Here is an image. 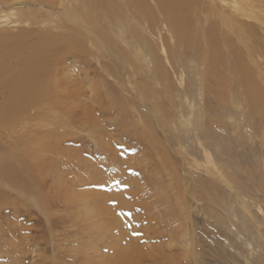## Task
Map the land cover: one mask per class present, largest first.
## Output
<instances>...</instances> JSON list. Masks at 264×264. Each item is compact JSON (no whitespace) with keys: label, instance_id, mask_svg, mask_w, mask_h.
I'll return each mask as SVG.
<instances>
[{"label":"rangeland","instance_id":"obj_1","mask_svg":"<svg viewBox=\"0 0 264 264\" xmlns=\"http://www.w3.org/2000/svg\"><path fill=\"white\" fill-rule=\"evenodd\" d=\"M31 1L0 0V32L9 31L12 36L18 35L20 32H45L47 30L46 22L37 25L35 19L27 15L23 16V21L14 22L22 15V13L19 15L20 10H27L32 6ZM41 8L40 12L43 14L40 16L51 14V12L46 13V10H51L48 7L42 6ZM45 8L47 9L45 10ZM31 9L34 11L32 14L36 15L38 7L32 6L29 11ZM124 10L129 17L127 19L129 23L124 22L125 26H123L118 22L119 25L113 26L117 27L116 33H113V39L116 41L117 47H120L119 49L125 53L124 48H126L132 53L135 60L141 54L142 59L140 60L144 59L140 61L141 69L138 73L133 74V77L130 73L132 68L124 69L126 66L123 65L122 60L126 59L125 55L123 57V54L117 50H113L114 53L105 54L99 62L85 55L78 58L76 63L65 62L70 68L67 73L74 74L73 81L70 83V91L81 93L78 96H81L82 99V101H78L80 106L73 108L70 113L74 114L72 119L75 123L71 120L73 126H70L68 131L70 136L67 138V144H64L62 148V151L67 154L66 156H55L57 159L54 160V166L57 170L53 168L50 177L45 173L42 184L38 183L42 187L35 183H33L34 186H31L28 182V186L30 185L29 187L33 189L31 194L23 196L10 187V207L6 210L8 215L0 214V241L2 242L0 244V264H109L106 260L99 262L100 257H104L106 253V255L115 253L113 259L115 262L112 261L111 264H123L122 254L118 252V249L112 251L111 246L107 245V248L104 246V242L108 241L109 243L111 237L109 238L103 228L96 230L97 227L95 229L91 225L92 233L89 232V237L77 229L75 221L77 214H83L87 218L84 207L90 206L87 191L91 190L107 194L108 197L106 196L105 199L108 198V201L110 198L108 205L113 208L121 222L120 228L125 231L124 241H126L125 238L129 240V237H142L140 227L143 225L148 226L146 234L160 231V238L152 237L150 240L146 238L142 242V246L148 253L154 245L167 243L168 247L172 248H167L165 252L176 255L179 260L181 259L180 264H264V251H262L264 250V157H262L264 156V131L262 130L264 117L262 118V114L259 115L257 111L253 116V121L252 117L247 116L250 109L258 110L259 105L255 104V107L249 105L243 95V88L238 89L239 94L236 92L230 94L233 99L235 96V101L227 95L228 102L225 101L219 105L220 95L217 97L208 89L209 80L204 73L206 66L201 60L203 54L192 53L190 49L188 52L180 51L181 47L176 45L178 42L176 43L177 40L173 37L171 29L162 21L161 15H158V19L150 24L147 20L137 19L129 7L124 6ZM198 11L201 13L200 9ZM260 12L257 9L253 10L254 14ZM201 14L199 15L202 20L206 18V12ZM6 16L11 17L7 18ZM55 21L54 25H58V20L55 19ZM49 30L55 36L64 31L59 27L51 26ZM195 33L198 34V29ZM124 37L127 39L125 40ZM254 37L258 42L257 46L261 47L257 51L253 48V58H251L255 63L257 62L258 66L255 67L254 74L260 81L261 78H264V30L260 29L256 34L254 33ZM167 43L178 52L173 50L168 55ZM236 44L241 43L237 41ZM182 53L185 61L182 58ZM256 53L261 54L257 55ZM153 54L156 59L158 58L157 60L152 58ZM119 56L123 59L118 58ZM83 68L91 72L86 73L87 71H84ZM109 69H117L119 74L108 73ZM165 74L167 76H164ZM109 82L111 83L109 84ZM107 92L109 96H107ZM174 106L175 108H173ZM122 107H126L125 110ZM154 108H158L165 115L163 123L167 124L170 131L167 132L170 145L165 144V135L157 127L159 122L152 117ZM109 112L112 113L111 116H108ZM198 116L200 117L197 119ZM186 122H188L187 125ZM99 124L101 127L98 126ZM231 125L233 126L231 127ZM252 127H254L253 130ZM194 135H197L198 138ZM142 137L143 139H141ZM149 139L153 141L154 146L150 142L148 144ZM205 139L210 140L211 146ZM234 139H236L235 142ZM103 146H106L105 150L102 149ZM231 147L236 149L233 150ZM70 148L77 149L79 154H69V152L71 153ZM251 150H254V153ZM158 151L161 152V159L158 158ZM233 154L235 155L233 156ZM251 154H253L252 157H255L254 159ZM197 172L199 173L197 174ZM233 172L235 175L238 173L239 176H235ZM188 186L203 191L207 196L203 198L196 192V198L191 197ZM206 186H209V189ZM134 189L135 191L139 189L144 195L140 200L141 203L144 200L143 207L140 209H144V211L139 213L140 219H144L146 212L149 211V214H147L146 221L142 223L143 225L135 224L138 226V231L131 232L133 214L127 211L136 209L138 215ZM111 193L112 198L109 197ZM213 195L215 196L213 197ZM126 201L134 206H130V209L126 208L127 205H130ZM193 205L196 207L195 209H193ZM241 213L245 214L241 215ZM136 220L141 223L138 219ZM87 229L89 230L88 227ZM261 233L263 235H260ZM185 234L190 242L194 240V244L193 248L192 245L189 246L188 255L183 258L185 241H182L180 236L184 237ZM238 241L240 242L238 243ZM97 243H99L100 251L95 247ZM102 246L105 248L102 249ZM190 250L194 251L196 256ZM151 255L152 253L147 254L148 258H145L142 263L150 264L152 262L151 264H155L157 256L153 258ZM92 257L94 261H92ZM98 257L99 259L96 260L95 258ZM160 263L169 264V262L164 263L163 259Z\"/></svg>","mask_w":264,"mask_h":264},{"label":"bare ground","instance_id":"obj_2","mask_svg":"<svg viewBox=\"0 0 264 264\" xmlns=\"http://www.w3.org/2000/svg\"><path fill=\"white\" fill-rule=\"evenodd\" d=\"M121 2L123 3V5ZM30 3H33L32 6L38 7V9H36L37 14L33 15L32 14V12H34L33 9H31L29 11V9L32 6L30 8L28 7L27 10H20V12L17 11V12H19V15H20V13H22V15L19 16V18H17V20H15L14 22L18 23V22L23 21L22 20L23 16L27 15V16L33 17L35 19V21L37 22V25H38V23L43 22V24H45L44 22H46L47 25L45 26V28L47 27L46 28L47 30L45 32L44 31L20 32L18 35H15V36L10 35L9 31L0 32V214L1 215L7 214L8 212H6V210L8 209V207H10V187L14 188L13 190H17L20 195L27 196L28 193L31 194L33 192L32 191L33 189L30 188L29 186L30 185L34 186L33 183H35V185H37V186H40L38 183L42 184V181L45 177V173H47V176H49L50 172H53V168H55V166H54L55 161L54 160L57 159V158H55V156L56 155L66 156V154H67L66 152L62 151V148L64 147V144H67V141H68L67 138L70 136V134L68 133L70 126H73V123L71 122V120L73 121L72 118H74L73 117L74 114H70V113H71L73 108L80 106L79 105L80 102H78V101H82V99H81V96H78L81 93L79 94V93H75V91H72V92L70 91V89H71L70 83H72V81H73L74 74L69 75L67 73V71L70 70V68H68L69 65L65 64V62L73 61L74 63H76L77 59L80 58L82 55H85L86 57H92L93 60H98V62H99L100 60H102V58H104L105 54L114 53L113 50H117L119 53L123 54V57H124V55L126 57L125 60L123 58H122L123 59L122 60L121 56L118 57L122 60L123 65L126 66V68H124V69L129 70L132 68L130 70V73H132V75L138 73L139 70L141 69L140 68L141 67L140 61L144 60V59L140 60V59H142L141 54H140V56L137 57V60H135V58L131 55L132 53L129 52L126 48H124L125 53L123 52L122 49H119L120 47L119 48L117 47V45L115 44L116 41H114V39H113V37H114L113 35L116 33V28H117V27L114 28L113 26L118 24V22H119V24L123 25V23L124 22L126 23L127 19H129V17L125 14L124 6L129 7L133 11V13L135 14V17L137 19L140 18L143 20H147L150 24L153 21L155 22V20L158 19V15H161L162 21L164 23H166V25L171 29L173 37H175V40H177L176 43L177 42L178 43L176 45H179L181 47L180 51H182V52L187 51L188 52V49H190L192 53L195 52L198 54L199 53L203 54V57H202L203 59H201V58L200 59L203 61V63L206 66V67H204L205 68L204 73L206 75V78L209 80L208 81L209 82L208 83V89L211 90L210 92L215 94L217 97L220 95V97H219L220 102L217 101L219 103V105L228 100L227 95H229V97H230L232 95V92L233 93L236 92V94H239L237 92L238 89L243 88V95H244L245 99L249 102V105H251V106L254 105V107H255V104L259 105L258 110L256 108L250 109V111L247 112L248 113L247 116L252 117V121H253V116L255 115V112L257 111V113L259 115L262 114V118L264 117V105H263V102H264V78L263 79L261 78V80L258 81L257 78L255 77L254 69H255V67L257 68L258 65L256 64L257 62L255 63L254 60L252 59L253 58L252 53L254 52L253 50L255 49L257 51L261 47L259 45L257 46L258 42L255 41L256 36L254 37V33L256 34V32L259 31L260 29L264 30V0H208V1H206V0H32ZM42 6L48 7L53 12L51 10L47 11L46 10L47 8H45L46 13L51 12V14L50 15L46 14V15L40 16L41 14H43L42 12H40V9H42L41 8ZM199 9H200L201 13L202 12L207 13L206 18H204L203 20L201 19V16L199 15L201 13H198ZM254 9L260 10L261 12L254 14L253 13ZM27 12H29V13L27 14ZM6 17L9 18L11 16H6ZM55 19L58 20V23H59L58 25H54V23H56ZM8 20H10V19H8ZM127 23H129V21ZM156 23H157V21H156ZM154 25H155V23H154ZM50 26L55 27V28L59 27V28L63 29L64 31L59 33V34H56V36H55L52 33L53 29H52V31L49 30ZM123 26H125V25H123ZM197 29H198V34L195 33ZM252 35H253V37H251ZM124 39H125V37H124ZM237 41H239V43H241L242 45L236 44ZM126 46H128V45H126ZM167 46H168L167 52H168V55H170V53H172L174 49H172L170 47V44H168V43H167ZM164 47H166V46L164 45ZM140 48H142V47H140ZM176 51L178 52V50H176ZM194 56H195V54H194ZM183 57H184V54H183L182 58ZM60 58H61V61H60ZM152 58L156 59L155 54H153ZM247 58H249V59H247ZM183 60H184V58H183ZM154 62H155V60H154ZM185 64H187V63H185ZM102 66H104V65H102ZM202 66H203V64H202ZM195 67H197V66H195ZM83 69H84V71L85 70L87 71L86 73L91 72L88 69H85V68H83ZM107 71H108V73H111V74H116V75L119 74V70H117V69H115V70L109 69ZM193 71H196V70H193ZM192 74H194V73H192ZM164 76H167V75L165 74ZM199 76H201V75H199ZM133 77H134V75H133ZM144 77H146V76H144ZM203 77H204V75H203ZM157 80H158V78H157ZM116 81H117V79H116ZM202 81H203V79H202ZM164 82H165V80H164ZM110 83L111 82H109V84ZM127 84H129V83H127ZM101 88H104V87H101ZM112 92H113V90H112ZM107 94L106 95L109 96L108 92H107ZM117 97H118V95H117ZM230 98H231V100L233 99L232 96ZM233 101H235V96H234ZM76 102H78V103L76 104ZM210 104L213 105L212 103H210ZM233 104H235V103H233ZM233 104H231V105H233ZM81 105H83V103H81ZM203 105H204V103H203ZM229 107H230V104H229ZM125 108H123V109L125 110ZM173 108H175V106ZM211 109H213V108H211ZM117 110H120V109H117ZM143 111H145V110H143ZM137 112H138V110H137ZM112 113H110V115H108V116H111ZM196 114H194V115H196ZM220 114H223V113H220ZM200 116H198L197 119ZM70 117H71V119H70ZM152 117H154L156 119V121L160 123V124L158 123V125L157 124L156 125H157V127H159L161 129L160 131L163 132V134L165 135V144L170 145L169 137L167 135L170 131L168 130L167 124L165 125L163 123V120H164L163 118L165 117L164 113H162L158 108H154V114ZM220 117L222 118V116H220ZM228 117H230V116H228ZM148 120H150V119H148ZM124 123H126V122H124ZM187 123L188 122H186V125H187ZM197 123H198V120H197ZM197 123H195V124H197ZM216 124L218 125V123H216ZM190 125H192V124H190ZM246 125H247V127H249L247 122H246ZM98 126L101 127L100 124ZM203 126H205V125L203 124ZM232 126L233 125H231V127ZM75 128L77 129V127H75ZM135 128H137V127H135ZM253 128L254 127H252L251 129L253 130ZM80 129L82 131V128H80ZM260 129H262V128H260ZM262 130L264 131V128ZM143 131H144V129H143ZM108 132H110V131H108ZM235 132H240V131H235ZM137 133H139V132H137ZM98 134L101 135V133H98ZM139 134H141V133H139ZM194 136H196V138H198L197 135H194ZM91 139H93V138H91ZM141 139H143V137ZM255 139H257V138H255ZM144 140H146V139H144ZM153 140L155 142V139H153ZM156 140H157V138H156ZM178 140H180V139H178ZM235 140L236 139H234V142H235ZM209 141H207V142H209ZM241 141H242V139H241ZM149 142L154 146V143L151 139L148 140V144H150ZM210 143L211 142H209V145H210ZM252 143H253V141H252ZM173 144H175V143H173ZM178 144H179V142H178ZM245 145H246V142H245ZM104 147H106V146H103L102 149ZM238 147H239V144H238ZM231 148H233V147H231ZM234 149H236V148H233V150ZM261 149H263V148H261ZM104 150H105V148H104ZM227 150L229 151L230 149H227ZM248 150H250V149H248ZM70 151H71V153L69 152V154H77V153L79 154V151L77 149H73V148L71 149L70 148ZM240 151H243V150L240 149ZM258 151H260V150H258ZM206 152L209 153L208 151H206ZM160 154H161V152L158 151V158L161 159ZM162 155H164V154L162 153ZM182 155L185 156L184 154H182ZM234 155L235 154H233V156ZM252 155L253 154H251V157H252ZM211 157H210V159L213 158V157L212 158ZM220 157H222V156H220ZM242 157H244V156H242ZM262 157H264V156H262ZM28 158H29V160H28ZM166 158H168V157H166ZM252 158L254 159L255 157H252ZM244 160H242V161H244ZM138 162H139V160H138ZM235 163H236V161H235ZM222 164H224V163H222ZM240 164H241V162H240ZM235 165H237V164H235ZM198 173L199 172H197V174ZM241 173H243V172H241ZM215 174H216V172H215ZM233 174H234V172H233ZM236 175L239 176L238 173H236ZM176 176H178V175H176ZM206 180H207V178H206ZM215 180H217V179L215 178ZM28 182L30 184L29 186H28ZM222 184H223V182H222ZM239 185H240V183H239ZM211 186H213V185H211ZM40 187H42V186H40ZM87 192H88V200L90 203V206L87 205L88 207L87 206L84 207V213H85L87 218H85L83 214L78 213L76 216V220H75L76 225L78 226L77 229H79V231L81 230L84 234H86V237L90 236L89 232L92 233V231H90L91 225H93L92 228L96 229V227H97L96 230L103 228V231L108 234L109 238L111 237L109 239V243H108V241L104 242V246L106 248H107V245L109 247L111 246L112 251H116L118 249V252L122 254L121 256H122L123 264H143L142 262H144L145 258H148V257H146V255L147 254L150 255V253H152L151 256H153V258H154V256H157V258H155L156 260L154 261L155 264H161L160 261L162 259L164 260V263H166V262H169V264H171V263L172 264H180L181 263V259L179 260L178 257H176V255L168 254V252H165L167 248H172L170 246L168 247L167 243H159L157 245H154L151 248L152 250L149 251V253L147 251H145L144 247L142 246V242L146 238H148L149 240L152 239V237L153 238L154 237L160 238V231L157 233H154V234H146L145 233L147 231L146 228H148V226L143 225L142 223L146 221L145 219L147 218V214H149V211H148V213L147 212L145 213L143 220L140 219L139 213L144 211V209L140 210L143 207L142 203L144 200H142V203L140 202V200L142 199V197L144 195H143V193H141L139 191V189H137L136 191H135V189L133 190L134 196L136 198V199H134L135 203L139 205V206L138 205L136 206L138 208V215L136 213L137 212L136 209H131L127 212L133 214V218H134V219L132 218V222H133L132 228L133 229L131 228L132 229L131 232L138 231L137 227L139 225H143L142 227H140V229L142 230L143 236L142 237H136V238L129 237V240H127V238H125L126 241H124L125 231L120 228L121 222L119 221L118 216H117L116 212L113 210V208L109 207L110 205H108L110 198H109V201L107 200L108 198L105 199V197L106 196L108 197V195L104 194V193L100 194V191H98V190L97 191L91 190V191H87ZM188 192L191 195V197H193V198H196V196H195L196 192L198 195L203 196V198L207 196L204 194L203 191L198 190L193 186H188ZM236 194H237V192H236ZM241 194H243V193H241ZM110 195H112V193L109 194V197L112 198V196H110ZM214 196L215 195H213V197ZM211 198L212 197H210V200H211ZM240 199H242V198H240ZM240 201H242V200H240ZM126 202L129 203V201H126ZM208 202H209V198H208ZM211 202H213V201L211 200ZM241 203H243V202H241ZM122 204H124V203H122ZM129 204L130 205H127L126 208L130 209V206H134V205H131V203H129ZM210 204L211 203H209V205ZM183 205H185V204H183ZM193 207H194L193 209L196 208L194 205H193ZM132 208H134V207H132ZM185 210L187 211L188 209H185ZM183 211H184V209H183ZM156 214H159V213H156ZM184 214H185V212H184ZM243 214H245V213H241V215H243ZM188 215H186V216H188ZM244 217H245V215H244ZM244 217H242V218H244ZM127 218H128V215H127ZM7 219L10 220V218H7ZM136 219L141 221V223L137 222ZM86 221H88V222L86 223ZM247 221H248V219H247ZM83 222H85V223H83ZM135 224H137V225L139 224V225L135 226ZM190 225H191V223H190ZM87 227L89 228V230L87 229ZM247 227H248V225H247ZM250 228L252 229V227H250ZM186 230H187V228H186ZM261 230H263V229H261ZM251 232H253V231H251ZM250 234H252V233H250ZM260 235H263V234L261 233ZM139 236H141V235H139ZM180 237H181L182 241H185L184 244L182 243L183 244V250H184L182 257L186 258L188 255L189 246L192 245V248H193L194 240H192L190 242V240H188V237L186 236V234L184 237H182V235ZM239 242L240 241H238V243ZM1 243L2 242L0 241V244ZM172 243H174V242H172ZM98 244L99 243L95 244V247L97 248L98 251H100V249H98ZM169 244H171V243H169ZM175 245H176V243H175ZM104 246H102V249L105 248ZM2 249H3V247H2ZM6 249H8V248L6 247ZM114 249H116V250H114ZM190 251H192V250H190ZM262 251H264V250H262ZM192 252L195 255V252L194 251H192ZM106 254L104 257H100L99 262H101L103 260H106L109 264L115 262V261H113V259L115 258L114 257L115 253L110 254V255H106ZM101 258H102V260H101ZM255 258H254V260H255ZM87 259L89 260V258H87ZM95 259L98 260L99 257L95 258ZM92 261H94L93 257H92ZM120 261H121V259H120ZM255 262H257V261H255Z\"/></svg>","mask_w":264,"mask_h":264}]
</instances>
